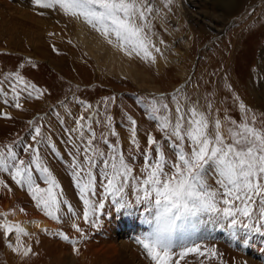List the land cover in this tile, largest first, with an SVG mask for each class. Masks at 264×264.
Returning a JSON list of instances; mask_svg holds the SVG:
<instances>
[{"label":"snow or ice","instance_id":"obj_1","mask_svg":"<svg viewBox=\"0 0 264 264\" xmlns=\"http://www.w3.org/2000/svg\"><path fill=\"white\" fill-rule=\"evenodd\" d=\"M30 2L38 10H55L66 17L82 19L109 44L115 42L126 55H137L147 60L151 57L149 49L160 52L153 41L152 20L162 16L164 9L170 11L173 0H161L163 7L158 6L156 0ZM37 14L43 15L44 12L38 11ZM159 42L164 43L163 40ZM19 67L22 69L24 64ZM43 94V89L27 81L19 71L0 78V103L3 105L21 109L22 98L39 99ZM233 100L238 102L239 97H233ZM72 101L80 105L79 116L73 115L67 103L61 102L60 107L72 118L74 127H67L59 111L54 112L67 136L64 143L71 145L68 150L70 163H64L79 192L85 223L90 222L92 227H96L97 219L90 221V218L98 217L109 199L117 210L131 207L133 203L143 206L145 223L150 230L136 242L153 264H173L177 255L179 259L175 264H180V260L190 254L217 258L216 248L201 250V246L192 240L202 221L209 216L227 220L232 228L242 226L256 232L264 229V120L242 101L238 103V122L228 115L227 109L222 119L219 109L213 115V101L207 100L206 104H201L199 98L193 101L183 88L175 89L170 97L164 94L139 96L136 102L144 110L146 118L155 122L162 139L158 140L147 132L148 147L140 151L137 121L127 116L129 144L133 146L127 156L122 150L114 118L108 111L109 102L114 104L116 97L104 98L103 109L99 105L93 108L76 96L71 97L69 103ZM170 103L175 106L174 114ZM84 112L89 114L85 116ZM0 115L11 119L7 113L0 112ZM94 123L104 129L99 135ZM29 124L31 143L21 138L0 145V173L7 174L17 186L26 189L36 208L45 216L56 223H61L66 217L71 221V229L86 238L84 230L75 222L80 217L73 205L63 198L61 184L41 155V147L46 146L57 157L63 158L51 135L42 131L44 125L37 124L35 120ZM109 137H115V143ZM101 145H106L107 150ZM133 151L142 157V164H136L137 157ZM0 185L12 190L2 179ZM62 205L67 206L66 213ZM0 215L6 217L7 213ZM0 229L5 240L15 232L16 245L7 244L14 253L23 257L32 253V247L24 246L20 239L29 235L23 227L5 219L0 223ZM57 235L69 241V236L63 231ZM69 242L73 244V251L79 254L76 241Z\"/></svg>","mask_w":264,"mask_h":264},{"label":"rangeland","instance_id":"obj_2","mask_svg":"<svg viewBox=\"0 0 264 264\" xmlns=\"http://www.w3.org/2000/svg\"><path fill=\"white\" fill-rule=\"evenodd\" d=\"M22 1L24 3L19 4L14 0H4L6 4L22 5L23 11L44 25L32 20H12L0 5V78L7 73L19 71L27 81L43 89L44 94L39 99L22 98L21 109L0 103V112L11 117L6 119L0 115V145L13 143L21 138L31 143L28 137L31 130L29 121L35 120L37 124L44 125L42 131L51 135L52 142L56 144L63 158L57 157L46 146L41 147V155L45 157L49 168L61 184L63 198L73 205L80 217L75 222L81 221L80 227L84 229L86 238L75 231L69 232V239H72L70 241L79 244V254L71 250L61 251L58 258L55 255L47 257L48 264L54 261L56 264H80L79 259L83 255L90 258L87 264H111L106 263L103 258L91 259V252L106 241L102 230L108 225L113 227L116 224H128V220L139 219L142 220L141 228L138 227L139 232L145 234L150 227L145 223L144 207L133 203L131 207L117 210L109 199L105 201L102 213L98 217L90 218V221L97 219L96 227H92L90 222H84L79 192L69 168L64 163H70L68 150L71 145L64 143L67 136L63 133L54 110L59 111L65 125L71 128L74 127V121L65 109L60 107L61 102L68 104L74 116H79L80 105L74 101L69 103L71 97H79L90 103L93 108L99 105L103 109L104 98L114 95L116 101L114 104L109 102L108 111L114 118V125L126 156L130 148H133L129 144L127 116L137 121L140 151L148 147L145 135L147 132H151L158 140L162 139L155 122L146 118L144 110L136 102L139 96L164 94L165 97H170L175 89L183 88L193 101L197 98L201 104H206L207 100L213 101V115H216V109H219L221 119L227 109L228 115L239 122L238 103L242 101L264 120V115H261L264 114V0H229L228 4L226 0H173L169 6L170 11L164 9L162 16L152 20L155 33L153 41L156 47L160 48L159 53L149 49L151 57L155 58L154 61L151 57L145 60L137 55H126L115 42L109 44L106 38L82 19L70 18L69 29L66 27V21L62 19L66 16L62 13L58 14L55 10H38L30 0ZM156 3L163 7L161 0H156ZM38 11L44 14L38 15ZM46 21L51 22V26L46 24ZM95 35L101 38V45L88 43ZM160 40L164 43L160 44ZM108 50L119 52L121 58L109 61L106 57ZM20 64H24L22 69ZM237 96L239 101L234 102L233 97ZM170 107L174 114L175 106L170 103ZM83 114L87 116L89 113ZM41 116L44 117L43 120L39 119ZM93 127L98 135L104 130L95 123ZM109 139L115 143V137ZM101 146L107 150L106 145ZM133 155L137 157L136 164H142L143 159L139 153L133 151ZM128 159L131 160V157ZM0 179L12 189L8 191V188L0 185V205L17 203L20 212L45 218L26 189L17 186L7 174L0 173ZM63 179L67 187H64ZM41 186L45 187L43 184ZM131 198L134 200V196ZM62 210L66 213L67 206L62 205ZM3 218L4 216L0 215V223L5 220ZM45 219L52 221L47 216ZM70 224L71 221L66 217L60 224L56 223L58 226L71 228ZM126 229L127 238L123 240L139 245L135 235L138 229ZM121 236L122 234H119V240L122 239ZM8 240L9 238L5 240L3 230L0 229V264H11L5 256L7 244L12 243ZM192 240L201 246V250L216 248L218 256L206 258L190 254L180 260V264H201V261L204 264H264V229L256 232L246 230L242 226L232 228L227 220L209 216L202 221ZM90 246H93V250ZM145 256L148 263L153 264L146 252ZM177 259L178 255L174 257L173 264ZM115 263L130 264L123 258H119Z\"/></svg>","mask_w":264,"mask_h":264},{"label":"bare ground","instance_id":"obj_3","mask_svg":"<svg viewBox=\"0 0 264 264\" xmlns=\"http://www.w3.org/2000/svg\"><path fill=\"white\" fill-rule=\"evenodd\" d=\"M14 1L19 2V4L24 3L22 0H14ZM228 1L229 0H226L227 4H228ZM0 5H2V8L4 7V11L8 12L7 15L12 20H21V21L32 20V21H35L34 17L32 18L30 14H27L25 11L22 10L23 9L22 5H20V6L18 4L12 5L10 3L6 4L4 2V0H0ZM43 11H45V10H43ZM3 16H5L4 13H3ZM61 16H63V15H61ZM62 19L66 21V24H67L66 27H69V29H71L70 28V25H71L70 18L65 17ZM36 23L43 24L42 22L38 21V19H37ZM45 23L46 24L49 23L48 25L51 24V22H49V21H46ZM100 39H99V37H97L95 35L94 37L90 38L88 43L91 45H94V46L101 45L102 42ZM85 46L88 48L87 45H85ZM101 48H103V47H101ZM106 57L109 59V61L115 60V59L118 60L119 57L121 58V56L119 55V52H117V51L113 52L111 50L107 51ZM120 64H121V61H120ZM64 182H65V180L63 179L64 187H67V185ZM0 206H1V213H7V216L6 217L4 216V218L7 219L8 222H10L14 225L19 224L21 227H23L25 229V231H27L29 233L28 236H21L20 239L23 242L24 246L30 245L32 247V253H30L29 256H27V257H23L21 255L14 253L12 251V249L7 246L5 249V256L7 259H9V261H11L10 262L11 264H48V262H47L48 258L47 257H49V256L52 257V255H55V257L58 258V253L61 251L71 250V252L75 253L73 251V244L69 242L72 239H69V241H64L63 239H61L57 235L58 231H63L66 235H68L69 232H73L75 230H73L70 227L65 226V225H64V227L58 226V225H56V223L45 219L46 216H45V218L42 217L43 219L40 217L41 215L39 217H32V216H30V214H31L30 210H28V212L30 213L29 215L27 213L24 214V213L20 212V210L18 208L19 205L17 203L5 204V205L3 204ZM30 209H32V208H30ZM116 215H117V213H116ZM128 221H129L128 224H126V223L125 224H123V223L122 224H116L113 227H110V225H108L107 228L105 227L104 230H102L104 232L103 233L105 235L104 239L106 241L102 243V246L101 245L97 246V247H99L98 249H95L93 252H91V253H93L91 259L98 260V259L103 258L104 260H106V263L110 262L111 264H116L117 262L115 263V261L119 260V258H123V259L127 260V262H129L130 264H149L148 260L145 256V251L143 250V248L140 245H137V244L134 245L132 243H127L123 240V239L127 238L126 237L127 233L125 232V230H127L126 228H129L130 230H133L135 228V230H137L138 227L141 228L140 225H142V223H141L142 220L133 219L131 221L130 220H128ZM76 223H78L79 226L81 225V221H78ZM139 230L140 229H138L136 234H135L137 236V238L144 234V233L143 234L140 233ZM134 233L135 232H133V235H134ZM119 234H122V236H121L122 239H120V240L118 239ZM8 238L10 241H12V243L14 242L13 245H16L15 232L11 233L8 236ZM78 246H79V244L76 242L75 247L77 248ZM90 248L92 249L93 246H90ZM89 259H90L89 257H86L83 255L82 258L79 259L80 264H87L89 262ZM51 264H56V263L54 261ZM94 264H96V263H94Z\"/></svg>","mask_w":264,"mask_h":264}]
</instances>
